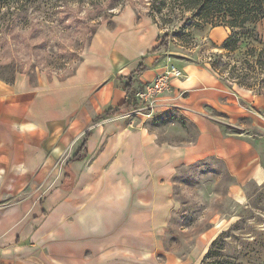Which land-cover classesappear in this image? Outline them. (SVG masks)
Masks as SVG:
<instances>
[{"label":"crops","instance_id":"0c3cea01","mask_svg":"<svg viewBox=\"0 0 264 264\" xmlns=\"http://www.w3.org/2000/svg\"><path fill=\"white\" fill-rule=\"evenodd\" d=\"M225 29L211 31L215 45ZM160 38L128 6L94 32L71 73L0 79V264H193L199 248L181 260L164 247L180 171L219 161L238 203L243 188L264 184V97L154 52ZM167 60L184 78L151 118L114 113L129 101L125 83L136 103Z\"/></svg>","mask_w":264,"mask_h":264},{"label":"rangeland","instance_id":"374dc122","mask_svg":"<svg viewBox=\"0 0 264 264\" xmlns=\"http://www.w3.org/2000/svg\"><path fill=\"white\" fill-rule=\"evenodd\" d=\"M161 0H19L0 13V79L11 80L16 73L67 75L81 60L94 32L125 7H134L149 16L161 30L160 42L166 44L175 63L206 65L227 85L255 94L264 86V70H251L245 59L246 42L229 54L209 37L214 28L197 27L190 13L178 2H167L161 13ZM110 25V24H108ZM223 27V26H219ZM227 28V27H225ZM227 37L231 34L229 28ZM264 43V19L255 26ZM252 44V43H247ZM256 48L261 45L253 44ZM251 48V47H250ZM246 74L248 76H246ZM248 78L240 86L239 78ZM264 117V114L262 115ZM136 117V116H133ZM257 138L264 131L257 129ZM202 173V174H201ZM181 210L173 218L164 242L165 251L179 259L194 256L201 264L212 247L207 264L229 260L234 264H264V184L243 188L238 203L229 193L232 177L219 161L183 169L178 175ZM199 251H196L195 255Z\"/></svg>","mask_w":264,"mask_h":264},{"label":"trees","instance_id":"16d2710c","mask_svg":"<svg viewBox=\"0 0 264 264\" xmlns=\"http://www.w3.org/2000/svg\"><path fill=\"white\" fill-rule=\"evenodd\" d=\"M19 0H0V13L5 7H10V4ZM84 1V0H75ZM178 2L182 7L183 12H188L191 18L195 21L197 27L207 26L215 28L219 26L227 27L230 29L231 34L222 43V48L229 54L238 51L239 47L246 41L249 47L246 49V57L244 61L250 63L251 70L254 72L256 69L264 70V43L257 36L255 26L262 19H264V0H161V7H157L155 11L161 13L163 8H167V2ZM151 16L150 14H148ZM156 23V22H155ZM157 24V23H156ZM252 44H247V43ZM253 44L261 45V48H256ZM164 43L154 49V52L163 51L165 48ZM251 47V48H250ZM141 70L139 67L138 72ZM246 76H248L246 74ZM13 78V77H12ZM248 78H239V85L253 90L256 86H246ZM11 82V80H4ZM129 80L125 83V90L127 92L129 101L119 107L114 113H119L123 109H131L136 107V104L131 101L133 91L130 90ZM255 94L263 95L264 86H259ZM217 243V239L211 243V248L204 255L201 264H207V260L211 254V249ZM219 264V263H216ZM221 264H234L229 260H223Z\"/></svg>","mask_w":264,"mask_h":264},{"label":"built area","instance_id":"2783aa9c","mask_svg":"<svg viewBox=\"0 0 264 264\" xmlns=\"http://www.w3.org/2000/svg\"><path fill=\"white\" fill-rule=\"evenodd\" d=\"M183 78L182 70L170 60H167L159 74L135 92L136 107L123 111V116L132 118L141 115L147 119L151 118L160 97L170 89L171 82Z\"/></svg>","mask_w":264,"mask_h":264}]
</instances>
